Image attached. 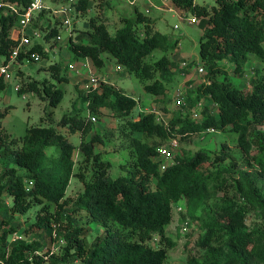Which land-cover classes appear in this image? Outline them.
<instances>
[{
  "label": "trees",
  "instance_id": "1",
  "mask_svg": "<svg viewBox=\"0 0 264 264\" xmlns=\"http://www.w3.org/2000/svg\"><path fill=\"white\" fill-rule=\"evenodd\" d=\"M5 1L22 9L32 2ZM171 1L184 13L197 17L204 32L200 52L208 84L189 91L186 101L194 107L202 98H210L218 113L206 107L202 120H192L179 111L167 124L158 120L156 112L140 110L134 117L138 101L101 79L96 89L79 90L73 115H65L59 123L70 133H80L78 148L54 127H30L17 139L0 126V161L5 168L3 176L7 177L0 185V198L7 195L12 199L11 206L6 208L0 203V207L4 206L12 215H24L40 206L31 228L48 231L52 242H65L63 253L56 255L50 253L52 246L43 251V239L18 241L10 245L6 257L2 248L14 232L12 227L0 237L1 257L7 264H76V257L80 260L78 264H168V249L176 246L165 234L174 219L173 205L185 201L189 216L197 220V210L213 200L216 210L203 224L204 233L197 242L200 253L189 254L186 264H264V230L247 227L251 209L258 208L264 218V194L251 183L250 173L237 170L238 161L227 152V144L218 153L174 154L175 163L164 171L158 153L171 138L182 142L214 129L234 135L233 142L240 149L247 154L253 152L260 176L264 177V130H259L264 125V0H216L212 8L200 6L195 0ZM90 3L91 0H76L72 6L83 15L90 9ZM45 13L36 19L35 28H42L40 21ZM17 20L15 16L0 14V58L5 64L18 45L10 38ZM122 21L124 25L112 35L106 23L92 18L89 31L76 38L69 36V51L76 60L88 59L99 70L105 65L103 55L108 54L133 74L154 100L165 101L168 98L165 80L171 81L173 71L179 70V64L168 53L177 49L178 41L173 43L155 30L154 22L137 9L136 16ZM56 25L49 24L45 41L59 34ZM156 51L164 56L148 62ZM35 53L43 59L48 57V50L39 43L27 53L21 51L18 61L32 62L31 55ZM251 56L262 62V70L256 71L250 80L251 89L238 88L227 78L223 63H232L234 74L243 76ZM191 67L192 64L187 72ZM49 70L59 83L69 82L59 63L50 65ZM220 76L224 78L220 80ZM6 89L7 81L0 76V95ZM28 91H36L43 100H49L51 109L57 108L64 98V91L48 81L42 88L37 83H27L18 93ZM80 104L85 106L89 117L78 114ZM103 109L122 119L123 147L130 152V158L121 165L127 175L115 179L110 175L112 164L95 150L96 143L105 142L103 137L94 133L87 141L94 131L91 117H103ZM52 113L49 112V119ZM4 114L0 113V117ZM107 135L113 133L106 132L104 138ZM50 146L59 147L60 154L50 159L49 166H44L46 149ZM77 151L83 157L80 162L75 159ZM18 169L25 170L27 175L20 176ZM72 177L84 185V191L74 200L66 198ZM82 213L88 216V223L106 226L113 222L122 229L104 232L90 245L88 229L74 219ZM155 234L160 235L166 247L148 244ZM38 251L42 253L36 254Z\"/></svg>",
  "mask_w": 264,
  "mask_h": 264
},
{
  "label": "rangeland",
  "instance_id": "2",
  "mask_svg": "<svg viewBox=\"0 0 264 264\" xmlns=\"http://www.w3.org/2000/svg\"><path fill=\"white\" fill-rule=\"evenodd\" d=\"M195 2L200 6L209 8L216 6V0H195ZM45 4L48 10H46L45 15L41 18L40 24L42 28L38 29L33 25L34 29L30 28V31L32 32L36 29L42 33V38L35 42L38 44L40 42L44 45L46 50H48V57L39 62H31L26 59L23 63L18 61L17 65L13 64L11 66L12 78L7 80V89L0 95V113H5L0 117V126L12 138L17 139L23 137L30 127H54L78 148L81 143L80 133H70L67 127H61L59 123L65 115H73V105L79 99V90H88L90 73L84 66L89 60L85 58L76 60L73 57V54L68 49L70 33L65 28L60 27V23L56 25V21L59 18L53 10L58 11L60 6H67L68 3L62 0H45ZM136 9L154 22L155 30L166 35L173 43L178 41L177 49L170 51L168 57L179 65H181V62L192 64L190 72H187V70L182 71L181 69L173 71L174 75L172 80H165L166 88H168V98L164 101L154 100L146 92L144 85L133 74H130L125 68L118 65L115 59L108 54L103 55L105 65L102 69L94 68L90 62V70L95 77L103 79L106 83L122 90L126 95L138 101L139 104L135 110L134 117H137L140 110L148 113L155 107L159 111L158 113H162L160 117L167 124L173 118L175 112H179L175 107L173 99L177 90H183L185 96H187L189 91H194V89H197L203 83L208 84L206 77L203 75L205 72L203 74H199L198 72V67H203L200 52L201 38L204 33L203 29L197 24H190L188 19L180 16L185 15L189 17L191 14L186 15L171 0H91L90 9L86 14L82 15L78 12L70 14L72 25L69 31L76 38L81 32L89 31V21L92 18H97L98 21L106 23L109 32L114 35L124 25L122 21L124 18L136 16ZM49 24L51 27L55 25L59 27V34L64 39L63 43L57 42L55 37L50 41L44 40V36L49 32ZM162 56H164L163 52L156 51L147 61L153 62ZM3 61L4 59L0 58V66ZM56 63L62 65V74H67L69 82L59 83L52 77L49 66ZM71 64L81 69L79 75L71 72L69 69V65ZM223 65L227 69V78L236 87L244 89H251L250 80L254 77L256 71L262 70V62L252 56L250 57L249 63L245 66L243 76L234 74L235 66L232 63L224 62ZM181 73H184L185 76H182ZM223 78L224 76L219 77L220 80ZM45 81L54 84L64 91V98L61 104L55 109H51L49 100H43L36 91L18 93L15 89L17 85L23 89L30 82L37 83L42 88ZM202 100L205 107L210 108L215 114L218 113L217 107L210 98L205 97ZM51 111H53V116L51 115L49 119L50 116L48 117V114ZM77 111L83 118L89 117V112L85 106L78 105ZM103 112L104 116L101 118L94 116L96 122L91 120L94 131L88 136L87 141L92 138L94 133H98L103 137L105 142L101 144L96 143L95 150L96 152L103 153V159L112 164L110 175L115 179L127 175V172L123 170L121 165L125 164L130 158V152L123 147L125 146V141L120 133V126L123 123L122 119L112 117L111 111L107 109H103ZM200 118L202 120L203 116H200ZM260 129L264 130V125L260 126ZM106 132H112L113 136L107 135L104 138ZM173 139L175 138L169 139L164 145H168ZM235 139L236 137L234 135L220 131L196 135L191 139L182 142L178 141V147L174 151V154L184 156L195 154L199 151L218 153L222 150V146L227 144V152L231 153L238 161L237 170L250 173L251 183L264 194V177L260 176V166L253 159L254 153H245L237 146L235 141L233 142ZM46 154L47 159L44 160V166H49L50 159L59 156L60 148L50 146L46 149ZM77 154L75 159L80 162L83 160V157L79 151H77ZM79 164L76 165L75 172L78 171ZM228 164L226 163L225 165ZM4 169L0 161V185L7 180V177L5 175L3 176ZM18 174L20 176L27 175L23 169H18ZM237 176L238 174L236 172L235 177ZM83 191L84 185L78 178L72 177L70 186L66 192V198L74 200ZM0 203H4L5 207L8 208V205H12V199L4 195L0 198ZM215 205L216 202L213 200L201 206L196 212L197 220H193L189 216L185 201L173 205L172 212L174 219L166 228L165 234L176 246L168 249V264H186L189 254L200 253L197 242L204 233L202 229L203 224L209 221L213 216L212 213L216 210ZM5 207H0V229L5 231L13 227L14 232L10 233L9 236L18 234L21 237L30 239L28 242L34 239H43V251H47L48 247L55 245L54 254L61 255L63 253L65 242H52L48 231L31 228V225L36 220L38 211L41 209L40 206H34L24 215H12ZM178 208H182V211L178 212ZM67 209H70V205H67ZM74 219L75 221L77 220L78 225L85 227L86 230L88 229L87 235L90 245L96 239L102 237L104 232H115L122 229L119 224L113 222H110L106 226L100 223H88V216L85 213L74 217ZM7 221H11V223L7 225ZM247 227L249 230H264V218L258 208L251 209L247 219ZM160 238L159 234H155L148 244L154 248L166 247L165 242L161 243ZM79 262V258L76 257L75 263L78 264Z\"/></svg>",
  "mask_w": 264,
  "mask_h": 264
},
{
  "label": "built area",
  "instance_id": "3",
  "mask_svg": "<svg viewBox=\"0 0 264 264\" xmlns=\"http://www.w3.org/2000/svg\"><path fill=\"white\" fill-rule=\"evenodd\" d=\"M75 2L76 0H68L66 1V3H68L67 6L65 5L60 6V9L58 11L53 10L55 11V14L58 15V18L60 20V25H61L60 27L65 28L70 33V36H71V31H69V28L72 25L71 23L72 18L70 17V14L76 12L74 6H72L73 3ZM46 10H48V7L45 4V0H32L31 4L25 9H22L17 4H11L5 0H0V12H1L0 14L4 16H10V15L15 16L18 19L17 24L12 28L11 33H10V38L13 41L18 42V45L16 49H14V51L10 55L8 63L5 64V61H3V63L0 66V76L4 77L6 81L12 78L11 66L13 64H16V65L18 64V57L20 55V52L23 51L24 53H27L28 49L33 47L35 44H38L35 41L42 38V33L40 31L35 29L31 32L30 28H33V25L36 19L39 17L41 13L45 12ZM180 16L188 19V22L190 24L199 25L200 20L193 15H190L189 17L185 15L184 16L180 15ZM176 28L178 27L176 26ZM55 40L61 43L64 42V39L62 35L60 34L55 36ZM31 59L34 62H39L43 58L40 54L35 53L31 55ZM189 65L190 64L188 62H181V65H179V70L181 69L182 71H186ZM90 66L91 65L89 61H87V64L84 66V68L89 70V73H90L88 89L90 88L96 89L99 86L101 79H99L98 77H95V75L90 70ZM69 69L71 70V72L76 73L78 75L81 72V69L78 66L73 65V64L69 65ZM198 72L199 74H203L204 68L198 67ZM181 75L185 76L184 73H181ZM15 89L17 92H19L21 91L22 88H20L17 85ZM173 99H174L175 107L178 109V111L181 112L182 115L188 116L192 120H201L200 116H203L202 112L206 108L203 103V100L199 101L197 105L192 107L189 105V103H187L185 93L181 89L176 91ZM150 112H156L159 117L158 120L160 122L161 121L164 122V120H162L160 117L162 113H158L159 111L155 107ZM91 120L96 122L95 117H91ZM206 132L211 133V132H215V130L208 129ZM177 147H178V140L173 139L171 140V142H169L168 145H163L159 148L158 150L159 158L163 161V164L161 166L162 171L166 170L167 167L175 163L174 162V151L177 149ZM31 186H32V183H29L28 187H31ZM181 211H182V208H178V212H181ZM3 232H4L3 229H0V237L3 235ZM29 240L30 239L28 238H24L18 234H14L12 236H8L6 246L4 248H2L0 244V249L2 248L3 251H5V254L7 257L9 250H10V245L12 243H15L18 241L28 242ZM60 242L63 243L64 241L61 240ZM54 246H52V249L50 252L51 254H54ZM41 253H42L41 251L36 252V254H41ZM0 264H7L5 259L1 257V251H0Z\"/></svg>",
  "mask_w": 264,
  "mask_h": 264
},
{
  "label": "crops",
  "instance_id": "4",
  "mask_svg": "<svg viewBox=\"0 0 264 264\" xmlns=\"http://www.w3.org/2000/svg\"><path fill=\"white\" fill-rule=\"evenodd\" d=\"M176 14H177V12H175ZM178 15H180V14H178Z\"/></svg>",
  "mask_w": 264,
  "mask_h": 264
}]
</instances>
